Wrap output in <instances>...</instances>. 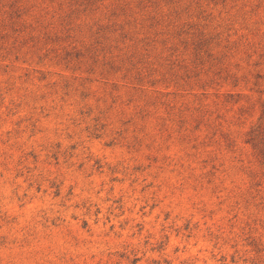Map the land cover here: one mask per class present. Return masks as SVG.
<instances>
[{"label": "rangeland", "instance_id": "1", "mask_svg": "<svg viewBox=\"0 0 264 264\" xmlns=\"http://www.w3.org/2000/svg\"><path fill=\"white\" fill-rule=\"evenodd\" d=\"M0 264H264V0H0Z\"/></svg>", "mask_w": 264, "mask_h": 264}]
</instances>
